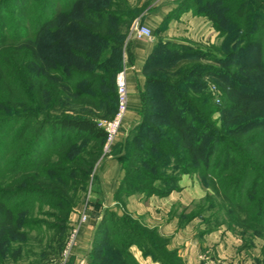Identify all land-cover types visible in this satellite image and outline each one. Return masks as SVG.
<instances>
[{
  "label": "trees",
  "instance_id": "1",
  "mask_svg": "<svg viewBox=\"0 0 264 264\" xmlns=\"http://www.w3.org/2000/svg\"><path fill=\"white\" fill-rule=\"evenodd\" d=\"M181 6L208 18L227 50L216 47L208 52L212 63L173 72L172 63L204 53L155 43L141 121L116 151L124 213L95 217L88 264H140L132 245L161 264H185L158 228L126 210L130 195L166 197L183 175L197 176L208 191L207 204L192 214L185 209L181 224L220 210L224 222L203 219L208 231L226 225L249 245L264 239V0ZM118 8L113 0H0V264L18 262L35 242L45 259L39 264L61 261H52L60 249L52 244L64 237L107 136L95 120L117 109L116 52L126 38L122 24L130 22ZM163 49L170 65L155 77L150 71ZM87 142L94 143L81 146Z\"/></svg>",
  "mask_w": 264,
  "mask_h": 264
},
{
  "label": "crops",
  "instance_id": "2",
  "mask_svg": "<svg viewBox=\"0 0 264 264\" xmlns=\"http://www.w3.org/2000/svg\"><path fill=\"white\" fill-rule=\"evenodd\" d=\"M129 1L141 11L137 17L140 22L152 28L153 32L161 29L159 34L166 41L174 40L182 44L192 40L200 42L214 31L211 21L182 8V0ZM154 45V40L139 38L135 33L131 37V64L128 70L130 109L125 117L126 128L141 121V94L146 87L144 69ZM117 156L108 157L101 165L94 200L99 208L94 212L88 211L89 218L82 224L78 249L71 264L90 262L96 216L99 222L106 210L115 211L120 216L124 213L116 200L118 188L125 176ZM205 195L196 176L183 175L179 190L166 197H146L143 193H134L127 198L126 210L150 228H158L160 234L169 239L168 248L176 250L185 264H255V260L252 263L251 258L246 257L244 239L227 226L208 231L200 217L181 224L184 210H188L193 201ZM73 219L78 220V216L75 215ZM130 250L140 264H161L150 255L144 256L137 245H132Z\"/></svg>",
  "mask_w": 264,
  "mask_h": 264
},
{
  "label": "rangeland",
  "instance_id": "3",
  "mask_svg": "<svg viewBox=\"0 0 264 264\" xmlns=\"http://www.w3.org/2000/svg\"><path fill=\"white\" fill-rule=\"evenodd\" d=\"M117 3H115V1L113 0V4H115V6L120 7V9L122 10V12L125 15V19L126 21L130 22L122 24V30L123 33H125L126 38L124 40V45H122V47L120 49H118V51L116 52L117 57H120V61H119V66L122 67V69L118 72V74L120 72H122L123 70L127 72V86H128V96L130 97V91H129V82H128V70L130 68V64H131V58H130V52H129V43L131 40V37L134 35L133 32V25L136 21H138L139 23L140 20L139 18H137L139 16V14L141 13V11H139L132 3H130L129 0H127V5L126 6V0H116ZM119 9V8H118ZM133 16V17H132ZM204 17V16H202ZM206 18V17H205ZM128 19V20H127ZM208 19V18H206ZM142 24V23H141ZM144 25V24H143ZM152 29V28H151ZM158 31V33H157ZM155 32H153L154 34V42L156 43V45L158 47H160L162 44H160L161 42L164 43L166 40H164L163 36H161L159 34V30H157ZM161 38V40L159 39ZM163 39V40H162ZM223 37L219 36L218 33L214 30L211 34L207 35L206 38L200 42L198 41H188L185 45L189 46L193 49H199L201 51V53H204L202 55L198 54L195 56H190V58H184L183 60H179L176 61L174 63L167 64L168 61H170L169 57L171 56L170 52H168L167 49H163L160 54L159 57L154 60V64L152 66L151 69V74H153L155 77H165L167 70L166 69V65H170L171 67H169V69H172L173 72L174 70H179L180 67L185 66V64H190V63H197V64H209L212 63V61L207 58L209 57L210 53H215L216 51V47H221L222 43H223ZM86 41H89L88 39H86ZM171 42H175L174 40H170ZM177 43V42H176ZM225 50H227L226 47H223ZM224 51V50H223ZM206 52V53H205ZM210 52V53H208ZM107 54H111L110 52H107ZM221 55V54H218ZM115 56V55H113ZM173 65V66H172ZM116 75V83H117V76ZM158 89V88H157ZM157 89L154 88V90L152 91V95L154 97V94H156V92H159ZM159 89L162 90V88L160 87ZM157 90V91H156ZM116 96H117V109L115 111V113L111 116V117H105L103 116H98V118L95 120V122L97 123L98 127H100V122H104L107 120H112L114 118V116L116 115L117 111H118V107H119V97H118V91L116 89ZM220 101L221 98L218 96V98H215V102L220 105ZM130 103V101H129ZM129 109H130V104H129ZM128 109V111H129ZM216 117H220V115H216ZM138 124H135L129 128L125 127V119L123 122V129L121 130L119 137L116 139L115 143L112 145L110 151L105 150V144L107 141V136H106V140L105 143L103 145L101 154L99 155V157L97 158L96 162L94 163V166L90 172V178L88 180V186L85 192H83L81 194V198L79 200V204L74 208L73 213L70 215L69 218V222L67 224V229L65 230L64 233H61L60 235H64V237L56 242H53V246L55 248L60 247L59 252L55 253V255H53V262L55 263V261H57L59 259V256L61 255V261L59 262V264L64 263V250L66 248V245L69 241L70 235L73 231V229L75 227H79V236H78V241H77V246L72 250V253L70 255V257L66 260V262L64 264H71L74 256L76 255V250L78 249V243H79V239H80V232H81V228H82V224L88 220L89 218V213L88 211L91 210L90 206L94 204V200H95V192H96V183L98 182V174L100 173V168L102 163L108 158L111 157L112 155H116V151L118 149V144L122 143L125 139L127 138H131L135 132V129L137 127ZM101 128V127H100ZM122 141V142H121ZM94 142H87L86 144H81L82 147L85 148H90L91 145H93ZM197 177V176H196ZM198 178V177H197ZM199 180V179H198ZM203 187V186H202ZM204 191L207 194V189L204 188ZM206 196V195H205ZM205 196L200 199V200H195L193 201L189 206L190 208L186 211V213L188 214H192L198 207H201L202 204H207V202L204 200ZM94 210V209H93ZM92 211V210H91ZM86 214L87 215V219L85 221H82V217L83 215ZM77 215L78 216V220H74L73 217ZM201 219H208L210 221V224L212 226H215L217 224H220L221 222H224V218L222 215V212H220V210H209L205 213L204 216L200 217ZM71 225V227H70ZM207 225V224H205ZM226 226V225H225ZM210 227V226H209ZM208 228V226H207ZM71 229V231H70ZM68 234V235H67ZM68 236L66 239V244L64 246V249L62 251V247L64 245V239L65 237ZM246 243V241H244ZM256 242V243H255ZM48 244V243H46ZM247 248L246 249V257L247 258H251L252 263L255 260V264H260L259 262L263 259L262 258V248L264 245V239L262 238H257L254 240V244L249 245V244H245ZM42 250L40 249L39 245L37 242H35L34 244V250L33 252H31L30 254H24V257L21 258L18 262H12V260H9L7 264H39L45 261V259H43L44 254L43 252H41ZM62 251V252H61ZM42 261V262H41Z\"/></svg>",
  "mask_w": 264,
  "mask_h": 264
},
{
  "label": "built area",
  "instance_id": "4",
  "mask_svg": "<svg viewBox=\"0 0 264 264\" xmlns=\"http://www.w3.org/2000/svg\"><path fill=\"white\" fill-rule=\"evenodd\" d=\"M133 32L142 39L153 40V31L136 21L133 25ZM117 91L119 97V107L116 115L112 120H107L100 122V127L103 128L107 134V141L105 144V150L110 151L112 145L115 143L116 139L119 137L121 130L123 129V122L129 109V96H128V86H127V72L122 71L117 76ZM87 219V215L84 214L82 221ZM79 236V227H75L70 235L69 241L64 250V263L70 257L72 250L77 246ZM62 263V264H64Z\"/></svg>",
  "mask_w": 264,
  "mask_h": 264
}]
</instances>
